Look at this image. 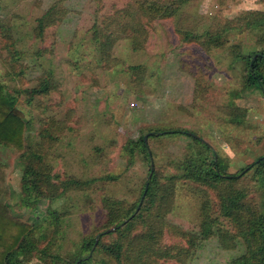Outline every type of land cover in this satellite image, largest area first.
I'll return each mask as SVG.
<instances>
[{
	"label": "rangeland",
	"instance_id": "obj_1",
	"mask_svg": "<svg viewBox=\"0 0 264 264\" xmlns=\"http://www.w3.org/2000/svg\"><path fill=\"white\" fill-rule=\"evenodd\" d=\"M55 1L59 0H0V23L13 24L14 36L21 38L16 46L21 53L19 60H11V54L3 50L0 43V81L9 92L21 90L16 94L17 106L28 120L33 119L37 132L40 126L38 119L45 122L53 118L59 124L53 129L57 139L42 143L43 151L47 144H51L46 152L50 153L49 162L54 163L53 171L80 180L113 175L120 181L96 182L85 194L69 193L51 206L52 211L58 213L60 222L52 253L60 245L58 254L61 259L69 258L82 237L90 236L97 230L103 215V196L128 202L138 198L150 160L137 151L133 155L126 154L122 146L127 140L139 137L146 129H181L198 135L218 152L231 174L250 165L264 153L262 96L252 94L243 99H233L243 123L239 126L228 121V115L233 114L229 106L233 97L231 93L242 89V66L232 64L230 47L239 43L243 53H249L260 48L259 36L251 32L229 33L224 38L225 48L204 52L196 44L180 43L173 31V21H159L149 28L143 51L133 53L127 42L117 44L113 56L121 57L123 65L115 74L111 75L113 68L109 65L98 68L86 66L77 76L67 68L68 48L92 26L96 10L89 0L66 1L69 9L67 21L46 28L42 39L36 40L33 37L36 19ZM128 1L102 0L99 16L112 15L114 10L124 8ZM247 11L264 12V3L260 0H192L182 9L185 16L178 19L182 26L196 24L197 31L202 33L214 24L224 27L226 22H232L234 26L236 18ZM201 41H204V36ZM39 49L49 50L38 62L45 67H49V62L53 63L54 74L64 95L63 99L54 92L42 99V105L37 99L30 100L25 93L26 89L36 86L40 77L38 71H31L28 67L34 65L32 54ZM25 52L29 53V61L26 62L23 61ZM128 66H140L142 69L136 72L137 77L132 78L127 72ZM22 72L23 78L20 76ZM195 79L201 80L197 89ZM139 90L143 94H137ZM51 103L58 104L60 108H50ZM227 110L228 115L223 113ZM65 118L70 121L73 130L58 131ZM147 145L153 157L151 163L159 169L167 167L169 174H174L176 170L169 166L171 160L181 158L184 139H150ZM95 149L100 152L95 153ZM0 159L9 167L10 211L26 221L33 211H27L20 203V198L24 197V183L20 181L21 171L16 165L17 154L8 147H1ZM188 186L195 189L193 184H177L172 211L166 216L156 218L154 213V220L147 218L158 232L162 230L160 239L176 246L179 252L187 247L180 233L199 227L203 214L201 205H207ZM257 199L260 201L259 197ZM216 204L210 201L211 219L219 216ZM48 207L45 202L40 206L41 209ZM219 221L222 237L217 239L214 236L204 242L192 256L189 254L180 263L170 261L166 264H227L237 257L240 250H234L233 238L224 233L232 235L234 230L228 222ZM146 225L138 230L146 232L149 229ZM49 237L53 240L52 234ZM40 263L33 259L29 264Z\"/></svg>",
	"mask_w": 264,
	"mask_h": 264
},
{
	"label": "trees",
	"instance_id": "obj_2",
	"mask_svg": "<svg viewBox=\"0 0 264 264\" xmlns=\"http://www.w3.org/2000/svg\"><path fill=\"white\" fill-rule=\"evenodd\" d=\"M66 1L68 0L51 3L43 15L36 19L33 29V37L36 40L42 39L46 28L67 21L69 9L65 5ZM89 1L96 10L94 22L85 34L76 38L75 44L73 42L68 48L67 68L77 76L87 68L86 66L98 68L109 65L113 68L111 75L115 74L123 65L121 57L113 56L117 44L121 41L127 42L133 53L141 52L147 43L149 28L156 22L169 20L173 21V31L180 43L196 44L204 52L225 48L224 38L229 33L251 32L259 36L260 48L257 47L249 53H243L239 43L230 47L232 64L239 63L242 66V89L231 93L233 97L229 106L232 107L233 114H229L228 110L223 113L229 114L230 124L241 126L243 122L238 117L239 109L234 105L233 99H243L252 94L264 98V12L247 11L236 18L234 26L232 22H226L224 27L214 24V27L206 28L201 33L197 31L196 24L182 26L178 19L185 16L182 9L192 0H130L124 8L114 10L110 16L102 17L99 16L102 0ZM260 2L264 3V0ZM186 19L189 20L190 17L187 16ZM0 24L2 49L11 54V60H19L21 53L16 46L20 44L21 38L14 36L13 24ZM203 36L204 41H201ZM46 51L49 50L39 49L32 54L34 65L28 67L31 71H38L40 77L36 86L25 90L30 100L37 99L41 105L42 99L54 92L64 99L60 82L54 74L56 70L53 63L49 62V67H45L38 62ZM25 55L23 61H29V53L25 52ZM141 69L140 66H128L127 72L134 78L137 77L136 72ZM20 76L23 78L24 72ZM144 80L143 77L142 81ZM200 84L201 80L195 79L196 89ZM13 91L9 92L0 81V148L8 147L17 154L16 165L21 171L20 181L24 183V197L20 198V203L27 211L32 210L33 215L30 216L29 213L27 220L23 221L11 213L7 181L9 167L0 159V264H29L33 259L41 262L40 264H75L78 260V264H166L170 261L180 263L189 254L192 256L204 242L222 237L223 231L219 229L221 219L231 225L234 234L224 233L233 238L234 250H240L237 257L227 264H264V153L257 156L250 165L231 174L218 152L198 135L172 128L146 129L139 137L126 141L122 146L124 153L133 155L137 151L150 160L140 195L132 202L103 196V215L97 230L90 236L82 237L76 245V251L69 258L61 259L58 254L60 245H57L56 251L52 253L60 222L58 213L52 211L51 206L69 193L85 194L96 182L114 183L120 181V178L105 175L80 180L53 171L54 163L49 162L50 153L46 152L51 144H47L43 151L42 143L45 140L51 139L54 142L57 139L53 129L59 124H56L53 118L45 122L38 119L40 126L37 132L33 127V119L28 120L17 106L16 94L21 90ZM137 94L143 93L139 90ZM51 104L50 108H60L58 104ZM69 122L66 118L61 121L62 127L58 128V131L73 130ZM147 134H150L147 140L180 137L184 139L185 147L181 158L171 160L169 166L176 170L174 174H169L167 167L159 169L151 163L152 153L144 141ZM94 152L98 153L100 150L95 149ZM151 165L152 174L149 177ZM179 182L182 185L193 184L195 189L188 186L190 191L198 193L202 202L207 204L201 205L203 214L198 230L180 233V237L187 243V247L182 249L185 255L179 252L176 246H170L160 239L159 233L161 234L162 230L158 232L152 225L153 222L147 221V218L155 219L154 213L156 218H162L172 211ZM146 185L147 190L144 193ZM210 201L217 203L219 216L216 219H211ZM44 202L48 203L49 207L41 209L40 206ZM144 225L149 229L146 232L139 231ZM110 228H114V231L103 234ZM50 234L53 235V240L49 237Z\"/></svg>",
	"mask_w": 264,
	"mask_h": 264
},
{
	"label": "water",
	"instance_id": "obj_3",
	"mask_svg": "<svg viewBox=\"0 0 264 264\" xmlns=\"http://www.w3.org/2000/svg\"><path fill=\"white\" fill-rule=\"evenodd\" d=\"M144 141L147 142V135L144 137ZM151 174H152V165H151V171H150L149 177L151 176ZM146 190H147V185L145 186L144 193L146 192ZM143 197H144V194L142 195V199ZM112 231H114V228L106 230L103 234H107ZM79 262L80 260H78L75 264H78Z\"/></svg>",
	"mask_w": 264,
	"mask_h": 264
}]
</instances>
